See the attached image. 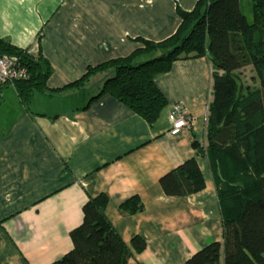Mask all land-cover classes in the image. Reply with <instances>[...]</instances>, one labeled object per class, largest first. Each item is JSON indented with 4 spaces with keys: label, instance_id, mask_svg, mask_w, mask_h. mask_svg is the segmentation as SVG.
<instances>
[{
    "label": "crops",
    "instance_id": "obj_1",
    "mask_svg": "<svg viewBox=\"0 0 264 264\" xmlns=\"http://www.w3.org/2000/svg\"><path fill=\"white\" fill-rule=\"evenodd\" d=\"M195 2L0 0V38L41 56L51 68L47 90L27 105L14 83L0 85V264L59 259L72 246L69 231L81 222L83 203L100 193L108 196L104 213L121 239L128 243L139 236L145 242L126 264H184L206 243L222 242L213 174L191 145L206 144L212 100L206 57L176 60L155 77L166 106L151 125L109 94L91 99L105 73L82 88H63L88 66L129 55L142 39L170 36L180 23L177 10L189 11ZM177 102L194 122L170 135L167 114ZM191 157L204 187L166 196L159 178ZM134 195L142 210L120 211Z\"/></svg>",
    "mask_w": 264,
    "mask_h": 264
},
{
    "label": "trees",
    "instance_id": "obj_2",
    "mask_svg": "<svg viewBox=\"0 0 264 264\" xmlns=\"http://www.w3.org/2000/svg\"><path fill=\"white\" fill-rule=\"evenodd\" d=\"M250 1L248 20L239 0H196L191 10H177L180 23L170 36L142 39V46L129 55L88 66L79 79L63 87L82 88L92 76L105 73L91 99L109 94L151 125L166 106L155 77L176 60L208 59L212 100L207 106L206 144L194 140L191 145L196 155L208 159L223 239L198 248L184 264H264V0ZM0 54L18 55L27 69V78L14 82L24 105L35 93L47 90L51 68L44 58L1 38ZM247 66L257 79L254 90L243 87L237 72ZM159 185L166 196L181 197L200 191L204 180L191 157L163 174ZM107 203L105 193L83 203L81 222L69 231L71 248L49 264H126L144 250L141 237L126 243L112 228L104 213ZM142 208L136 195L119 205L126 213Z\"/></svg>",
    "mask_w": 264,
    "mask_h": 264
},
{
    "label": "built area",
    "instance_id": "obj_3",
    "mask_svg": "<svg viewBox=\"0 0 264 264\" xmlns=\"http://www.w3.org/2000/svg\"><path fill=\"white\" fill-rule=\"evenodd\" d=\"M28 72L16 54H0V85L14 83L27 78ZM167 118L170 124L169 134L177 135L182 129L190 128L194 118L179 102L172 104Z\"/></svg>",
    "mask_w": 264,
    "mask_h": 264
},
{
    "label": "rangeland",
    "instance_id": "obj_4",
    "mask_svg": "<svg viewBox=\"0 0 264 264\" xmlns=\"http://www.w3.org/2000/svg\"><path fill=\"white\" fill-rule=\"evenodd\" d=\"M241 12L247 16L248 20H251V10L252 5L250 0H239ZM243 87H248L251 90H254L257 87V79L254 77L253 70L250 66L240 69L237 71ZM90 94L84 96L85 99L89 97Z\"/></svg>",
    "mask_w": 264,
    "mask_h": 264
}]
</instances>
